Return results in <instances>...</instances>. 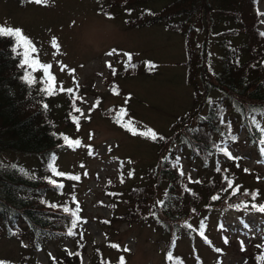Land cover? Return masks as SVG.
Returning a JSON list of instances; mask_svg holds the SVG:
<instances>
[{
  "label": "rangeland",
  "instance_id": "374dc122",
  "mask_svg": "<svg viewBox=\"0 0 264 264\" xmlns=\"http://www.w3.org/2000/svg\"><path fill=\"white\" fill-rule=\"evenodd\" d=\"M167 2L148 0L144 5L160 9ZM256 2L254 11L260 14V27L264 32V0ZM101 3L102 0H49L46 5L32 2L22 6L16 0H0V24L21 30L35 46L32 57L41 65L52 67L56 81L51 92H62L55 97L56 101L69 96L79 109L75 125L65 136L80 144L75 146L68 141L69 148L59 153L55 164L80 177L79 180L65 178V184L66 189L70 188V183L76 185L72 202H79L75 204L80 209L82 201L84 213V218L72 229L74 235H68V230L67 234L58 231L59 236L35 247H30L28 240L20 235L8 236L3 232L0 258L4 260L49 264L51 258L64 249L72 252L76 245H81L80 248H85L82 264H89L97 246L115 264L121 263V258L123 264H171L167 254L170 232H165L154 216L133 223L115 219L111 227L103 220L126 208L124 200H118L117 209L106 206L110 202L107 191L116 189L126 193L132 186L144 183L147 172L159 164L158 146L143 138L142 133L151 130L170 135L176 118L196 106L193 87L187 82L185 37L163 24L130 28L126 17L146 9L141 3L113 10L115 17L101 12ZM225 28L222 21L211 22L206 17L198 21V40L201 45L206 41L204 58L214 71L220 67L224 38L216 33ZM53 38L58 49L53 47ZM109 52L113 54L109 56ZM125 53L134 54L135 61L150 60L156 66L152 71L146 67L139 73L125 75ZM35 74L36 77L44 75L43 68ZM199 84L205 90L201 79ZM222 94L212 90L205 103L219 99ZM124 106L128 115L117 122L116 117L121 115L117 111ZM111 108L113 111L107 112ZM126 118L132 122L131 126L126 125ZM133 128L135 132L130 130ZM244 137L242 133L238 141H223L222 149L226 148L228 154L221 151L215 159L222 166L232 157L241 155V163L248 171L264 172V154L258 155L255 153L260 152L258 148L242 143ZM172 150L180 157V169L193 181L197 180L199 164L184 155L179 142L165 153ZM12 156L28 166L38 161L36 157L23 154ZM201 172L204 175L208 171L202 169ZM245 178V184L264 188V182L248 175ZM165 188V182L158 186L157 201L166 197ZM256 209L257 212L244 209L213 213L208 219L207 234L210 233L211 238L216 235L217 239H211L215 245L202 240L195 243L193 250L191 240L184 234L173 242L174 257L180 255L185 264H250L247 258L250 249L256 245L264 249V216ZM228 238L226 244L232 240L238 246L230 245L224 251L217 250L218 253L214 247H220Z\"/></svg>",
  "mask_w": 264,
  "mask_h": 264
},
{
  "label": "trees",
  "instance_id": "16d2710c",
  "mask_svg": "<svg viewBox=\"0 0 264 264\" xmlns=\"http://www.w3.org/2000/svg\"><path fill=\"white\" fill-rule=\"evenodd\" d=\"M16 1L22 6L32 3L31 0ZM147 1L102 0L100 11L115 17L113 10L141 3L146 9L126 17L130 28L163 24L169 30L181 32L185 37L187 82L193 87L196 106L176 118L170 135L155 133L157 140L154 141L142 134L158 146L159 164L147 172L144 183L132 186L126 193L116 189L107 191L110 202L106 206L117 209L118 200H124L126 208L103 221L111 227L115 219L133 223L154 216L164 231L170 232L167 245L173 257L170 263L185 264L180 255L174 257L173 253V242L179 236L188 235L194 250L195 243L202 241L198 236L201 231L207 236L208 241H204L210 243L213 238L217 239L215 234L213 238L207 234L208 219L213 213L244 209L257 212L256 208L264 206V188L245 184L246 175L264 182L263 171H248L241 163V155L232 157L222 166L215 159L222 151L223 141L234 142L229 135L237 139L242 133L245 134L242 143L258 148L260 152L255 151L258 155L264 154V32L260 27V14L254 11L257 0H167L160 9L148 8L144 5ZM204 17L226 25L224 30L215 32L224 36L220 67L215 71L204 58L206 41L201 45L198 40V21ZM13 47L12 38L0 36V234L20 235L28 240L30 247H35L59 236L58 231L66 233L71 227L72 212L79 217L78 221L84 218L82 201L79 200L80 209L76 205L79 202H72L76 185L70 183V188L66 189L65 178L71 179L74 175L55 164L59 153L76 141L65 134L75 125L77 104L69 96L56 101L55 97L62 92H51L55 88L52 75L44 72L36 77L41 64L35 65V70L22 65L23 57L17 55ZM131 55L136 67L125 68V75L139 73L149 65L154 66L152 71L156 66L150 60L135 61L134 54ZM26 76L32 83L27 82ZM199 79L205 90L201 89ZM48 88L51 94L46 91ZM214 89L221 91L222 96L206 104V97ZM126 108H123V117L128 115ZM126 122L132 125L130 119L126 118ZM160 136L165 140H159ZM176 142L190 161L199 164L197 180L193 181L180 165L174 166L177 157L174 150L165 153ZM17 154L33 156L38 161L28 166L15 160L12 155ZM165 156L170 160L162 163ZM202 169L208 172L203 175ZM163 182L166 183V197L159 202L155 198ZM65 207L68 213L63 211ZM261 214L264 216V212ZM228 240L214 247L215 250L238 246L232 240L226 244ZM80 247L76 245L72 252L64 249L63 253L51 258L49 264H82L85 248ZM95 248L89 264H115L98 246ZM261 256H264V249L257 245L247 254L250 264H264V259H258ZM0 264L28 262L0 258Z\"/></svg>",
  "mask_w": 264,
  "mask_h": 264
},
{
  "label": "snow or ice",
  "instance_id": "6c2138e0",
  "mask_svg": "<svg viewBox=\"0 0 264 264\" xmlns=\"http://www.w3.org/2000/svg\"><path fill=\"white\" fill-rule=\"evenodd\" d=\"M31 2H34L36 4H42V5H46L47 4V0H31ZM262 35H264V33H262ZM0 36H6V37L12 38L14 40L13 51L16 52L17 55H20V56L23 57L22 65H27L29 68H32L33 70H35V65H37L39 63L37 60L32 59V57H31V54L36 52L35 46L32 44V42L27 37H25L22 34L21 30L0 26ZM52 44H53V47L58 49V45L56 43L55 38H53ZM112 54H113L112 52L108 53L109 56H111ZM125 55L127 56V61L125 62L126 70L128 68H133L134 69L136 67V65L132 63V55L129 54V53H125ZM41 67L43 68L45 74L47 75L49 66L48 65H41ZM148 67H149V70H151V68L154 67V66L149 65ZM25 79L27 80L28 83H32V80L29 79L27 76L25 77ZM44 82L47 84L48 80L46 79ZM46 91H48L49 94H51L50 93V88L46 89ZM68 91L71 93L72 90L69 89ZM76 111H79V109H76ZM123 114H124L123 110H121V115H118L116 117L117 122H119L123 118ZM130 130L135 132L134 128L130 129ZM193 131H195V130H193ZM142 134L145 135V136H149L154 141L157 140V135L155 133L151 132V130H148L147 132H144ZM65 139H67V138H65ZM229 139L235 140L236 137L229 135ZM159 140L164 141L165 138L163 136H160ZM72 144L75 145V146H78L80 144V141H78V140L74 141V142H72ZM221 150L224 151L225 154H228L226 148L221 149ZM165 160H170V157H168V156L162 157V161L161 162L163 163V161H165ZM179 163H180V157H176L175 161H173L174 166L179 165ZM53 171H54V169H53ZM182 174L183 173H181V175ZM61 175H63V174H61ZM129 175H131V173H129ZM71 179L72 180H79L80 177L79 176H73V177H71ZM246 195H247V193H246ZM253 198H255L254 195H253ZM213 199H216V197H213ZM161 204L163 206V202H161ZM53 207H54V205H53ZM253 207L255 208L256 206L253 205ZM256 210H258L260 212H264V206H261V207H259ZM63 211L65 213H68L69 209L67 207H65L63 209ZM71 215H72L71 227L68 230V235H74L72 229H74L77 226V221L79 219V217L76 215L75 212H72ZM185 227H189L190 228L191 226L190 225H185ZM203 227H204V222L202 221L201 222V229H203ZM245 227H248V226L245 225ZM200 234L203 236V231H201ZM125 250L127 251V249H125ZM168 259H169V261H172V259H173L171 252L168 253ZM258 259H264V256H261ZM121 264H123V258H121Z\"/></svg>",
  "mask_w": 264,
  "mask_h": 264
},
{
  "label": "clouds",
  "instance_id": "9594fccd",
  "mask_svg": "<svg viewBox=\"0 0 264 264\" xmlns=\"http://www.w3.org/2000/svg\"><path fill=\"white\" fill-rule=\"evenodd\" d=\"M49 2V0H47V3Z\"/></svg>",
  "mask_w": 264,
  "mask_h": 264
}]
</instances>
